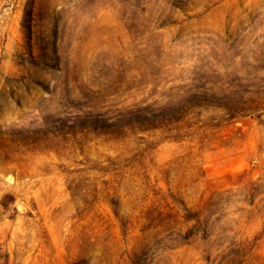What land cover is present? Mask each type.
<instances>
[{"label":"rangeland","instance_id":"obj_1","mask_svg":"<svg viewBox=\"0 0 264 264\" xmlns=\"http://www.w3.org/2000/svg\"><path fill=\"white\" fill-rule=\"evenodd\" d=\"M0 264H264V0H0Z\"/></svg>","mask_w":264,"mask_h":264}]
</instances>
